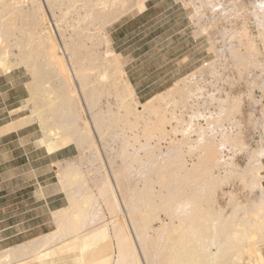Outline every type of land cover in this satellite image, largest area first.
<instances>
[{
  "label": "bare ground",
  "instance_id": "6f19581e",
  "mask_svg": "<svg viewBox=\"0 0 264 264\" xmlns=\"http://www.w3.org/2000/svg\"><path fill=\"white\" fill-rule=\"evenodd\" d=\"M257 1L255 2V0H254V3L258 4ZM144 2H145V0H0V26L2 27L7 20H9V21H7L6 24L8 22H11V24H12L15 19L17 20V22H19V20H21V23L24 24V25L17 26L16 25L17 22L15 21L16 26L13 25L14 26L13 29L15 27H17V28L14 29L16 31L13 30V33L9 28V27H12V25L10 24L11 25L10 26L9 23H8V25H4L3 28H0L1 29L0 33H1L2 29H3L2 34L5 33L3 37L6 38L7 32L5 30H8V29H9L8 30L9 36H10V34L13 35V36H10L13 38V40L11 42L10 38L5 39L0 34V74H7L10 72L11 69H13L14 67H17L19 65L24 66V68L26 69L28 74H30V79L28 81H26V83H25L27 90H28V95L24 98V102L21 105H18L9 111L11 114V120L0 125V135L6 134L9 132H13L22 126H24V125H26L32 121H35V122H37L39 129L41 131V135L37 141L39 144L45 146L47 153L51 154V153H53L59 149L67 147L71 144H74L76 146V148L79 149L78 151L80 152V154L78 152V154H79L78 156H80L78 161H71L67 157L54 160V163L58 164V167H59L58 168V179H59L60 188L65 191L64 193L67 195L66 197H68V200H69L68 204L66 206L61 207L60 209H58L54 212L55 213L54 218H55V224H56L55 228L49 232H46V233L40 234L34 238H31V239H29L23 243H20V244H17L15 246H11V247L5 248L3 250H0V264H90V263H95L97 261V256H96V254L91 252L92 248L89 251H85V250L82 251L83 249L81 248V246L90 245L89 242H86L84 240V236H87V234L85 235L84 231L86 228L90 229V230H91V228H93L92 231L95 230L94 232L96 233L97 229L98 230H99V228L101 229V226L104 227L105 225H103V224L104 223L106 224L107 222L110 223V225H111L112 235L115 237L116 245L119 249V255L116 253V255H118V258L116 256V258L118 260V262L116 261L117 263L122 262L125 264H161L162 261H164L166 258H168L167 256L171 254L172 250H174L175 255H176L175 261L177 264H205V263H202L204 261V257H205V260L208 262V264L210 262L217 264L221 261L223 263L222 259L224 258L223 257L224 255H226V258L224 260L227 264H264V184L262 183V179L264 178V175L261 173L262 168H263L262 157L264 156V137L263 136L260 137L258 145L256 147H254L253 149H250V151L248 152L247 161H246L244 167L240 171H237L238 166L236 165V163L234 161L230 160L231 162L230 163L228 162L230 165V167L228 165L229 175L237 174L241 179V183L243 181L247 185L252 184L253 185L252 187L257 188L259 191V194L256 196V198H255V196L253 197V199L255 198L254 200H250L247 198V201L245 200V202L243 201L244 203H241V202H238V200L237 201L234 200L232 193H230L229 191H226L225 193H227L228 195L232 194L229 196V202L227 203V206L222 207L219 204V202L216 201L215 199L213 202L209 201L210 204L213 203L212 204L213 206H211L212 209L210 211L212 213H214V215H218V217H219V215H222V217L224 216L225 217L224 219H226V220H227V217H229L228 218V220H229L228 224H225L223 226L225 221H222L223 222L222 227H221V222H220V225L215 224V226H214V223H212V226H214L213 228H216V231L215 230L214 231L217 233V235H219V233L221 234V235H219L218 238H220L221 241L224 242V247L218 246L217 241L213 238V234H212V238H213L212 244L213 243L215 244L214 241H216V244L215 245L213 244V246L217 245L218 247H220V248L216 249L217 251H219L218 249H220V250L222 249V251L225 252V254H222L223 252L219 251V252H222L220 255V256H222L221 258L219 256V254H220L219 252L217 255V251L210 250V248H212V245L209 243V240H208V242H206L207 239H211L209 237L210 235L208 236L209 238H207L206 240L204 239L205 231H207L205 223H204V219L207 216L206 215L203 216V214H204L203 210L204 209H203L202 202L200 201L202 199V197H200L201 199L199 200V198L197 197V195L199 196V194L198 193H197V195L195 194V192L198 189H196V188L193 189V186H195V185L191 186L193 190H196L193 192L194 195H193V193H191V195H193V197L196 195L194 198L195 201H193V202L195 203L197 201L196 197L198 198V200L200 202V203H197L196 205L191 202L193 205L189 206V204H191L190 201L185 200L186 199L185 197L187 195L185 197H183L185 199L178 200L176 198V196H178V198H179V195L174 194L175 193V191H174L175 186L180 184L179 183L180 181H184V180L188 181L191 178V177L189 178V176H188V175H190L188 172V170L190 171V169H191L190 166H189V169L185 170V172H184V174L188 173V175L186 174L188 177L181 175L182 178L183 177L186 178V179L183 178V180H182L179 178V177H181L179 175V173L181 174V172H178L179 177H176L178 175H176L177 172L175 171V168H172L170 165L167 164L169 159L172 160V158L174 159L176 156H174V157L171 156L172 157L171 158V157H169L170 155H167L169 157V159H167L168 157H165V158L163 157L164 158V159L162 158L163 162L160 161L162 163H160L158 161L156 163L155 158H153L155 163L153 164V168H151L150 172L156 173L155 176H156V179L159 180L160 186H159V188H158V186H151V189L153 188L152 189L153 192H150V193H153V196L158 197V200L160 198L159 202L157 200L153 201V202H155V204L158 202L159 207H157V205H156V207L154 206L153 210H151L150 208H148V209L143 208V206H141V207L133 206L132 202L134 200V197H136V202L138 200L137 198H139L141 200V198L139 196L141 195L142 190H141L139 184L136 183V181H135V183H133L134 180L130 183L132 185L129 186L126 182L127 178L125 177L128 174H126L124 172V170H123V172H124L123 173L121 171L122 170L121 167H120V169H121L120 170L118 168V166H120V165H124V167L129 166V168L133 167V169L135 170L136 169V168H134L135 163L132 162V163H134V165L132 166L130 163L131 161L129 160L130 157L128 159L130 161L129 162V161H127V159L125 158L124 155L121 156V153L119 154L120 156H118V158L122 157V161H123V156H124V158H125L124 160H126L129 163H127L126 161H124L125 162L124 164L120 163L119 160L116 161L117 157H114V154L116 152L113 154V150L115 149V146H116V145H114V143H115L114 138H116L114 136L115 135L114 131H115V129H120V131L121 130L123 131L124 127H123V125L121 126L120 124L125 123V120H126V122H128V125L130 124V126H129L130 128H131V125L135 128H138V129H136V131L141 132V130H143V128H144L143 133L144 132L146 133L147 130H145V129H152L154 131L156 130L157 132L160 130L159 132H161V134H162L161 135L162 139L159 138L160 136L156 137L157 134L154 135L156 137V139L157 140L161 139V141L165 140L166 149L167 148L173 149V147L178 148L180 144H182V146H185V145H183V143H180V142H182L181 141L182 137L180 138L177 135L170 136L171 134L169 132H171V130L168 129L167 126L169 124L173 125L172 124L173 120H176L178 117H180L183 121V120L187 119L185 114L188 113L190 115L191 114L194 115V113H196V111H199L198 114L200 116L198 114H197L198 116L195 114L197 116V118L195 116L192 119V121H190V119H191L190 117L188 118V120L190 122H192V124L190 122L188 124L185 121V123H187V125H193L192 127L191 126H189V127L193 128L192 133H194V134L191 135L192 133L190 134V131H191L190 130L188 134H190L191 136L188 135L189 136L188 137L187 136L188 131H186V137H185V139H187V137H188V139H189L188 142H191L190 144H192L193 146L194 145L196 146L198 144H196L195 141L198 142V140L205 138L206 136L209 135V133L211 131L213 134L216 133L217 131H215V130H214L215 132H213V129H215L214 127L216 125L217 127L219 126V128H220V129H218L221 132L220 133L218 131L221 134L219 136L222 137V135H223V136L227 137V140L229 139V141L231 140V138H234V137H236V140H238V138H239V142L237 141V143H239L243 149L247 148V146H246L247 144H245L243 138L239 137V131L237 130V126L239 124V118H237L238 116L236 117V113L241 112V103H242L241 94H234L230 91H225V89H223L221 86H220V89H218L219 88V86H218V88L216 89L217 91L212 90L213 92L212 91L209 92V90L206 89L205 84L208 85L207 82L209 83V82H211V80L209 79L207 81L206 79H208V78H206V79H204L205 84H204V82L202 84L201 81H200V83H201L200 85L197 84L200 88L196 85L199 88L198 89L196 87L198 89L196 92H198L197 94L199 97H201L203 103L200 102L201 99H200V101L197 100L198 98L196 99L197 94H196V92H194L195 90L193 91L192 89L191 90L193 91V93H192V91H190L191 94L193 95V96H191L192 97L191 98L190 97L191 94L189 93L186 95V93H188L190 90L189 89L190 86H188V85H192L191 84L192 82L196 84V82L199 81L198 80L199 78H198L196 80V82H194L195 81L194 76L196 75L195 72H192L191 74L177 80L167 89L150 96L149 98L145 99L144 101L139 100L136 92L134 91V88H133L131 82L129 81V79L127 78V76L123 70V64L121 61L120 54L116 53L111 46V42H110V39L108 37L107 31H105V27L110 25L111 23H113L115 20H117L119 17H121L123 14H125L129 10H132L134 8L136 9V11L142 10L145 6ZM184 2L187 3L188 5H190V7H191V13L189 12L191 14L190 18L193 21H195V24H199L196 22H199L202 19L201 17L204 16L203 14H204V11L206 10V9L204 10V8L208 7V9L210 8L213 10L214 7L220 6L219 1L215 2V0H184ZM239 3L241 4L243 2L241 0H239ZM243 4H241V5L243 6ZM235 5L236 4H233V7L231 9H225L224 8V10H222V11H226V12L225 13L222 12V13H224L223 17H219V18H222L224 20L227 19V17L230 16L229 13L231 11L232 17H239L242 20V24L236 30L230 31L229 33H223L222 40L224 41V35L228 36L229 38H237V41L239 39V41H238L239 43H237L238 45L232 46V44H230L229 42H228L229 43L228 46L226 44L227 50H229L230 53H232V58L234 59V60H232V62L234 61V63H235V64L233 63V65L235 68L238 67L240 74H244V72L246 70L249 71V74L251 75V79L247 80V82L249 84L252 83V85L254 87L256 86L255 88L258 87L261 91L263 90L262 91L263 92L262 97H264V40H263L264 39V25L262 23L264 21V19L262 20L263 17L261 15L262 14L261 13L259 15H261L262 18L257 17L253 21V24L257 30V34L255 36H253L249 30L250 27L248 25L249 22L251 23V18L249 17V14L246 12L248 10V8H247V10H246V8L244 9V10H246L245 12H238L239 8H237V11H236L235 7H237V6H235ZM241 5H240V7H241ZM218 7H216V8H218ZM256 9H257V7H256ZM260 9L261 8H259V10ZM234 10H235V13L233 14L232 11H234ZM259 10H257V11L260 13L261 10L260 11ZM206 11H205V13H206ZM219 11H221V10H219ZM250 11H252V10H250ZM248 12H249V10H248ZM258 12H257V14H258ZM219 13H221V12H219ZM205 15L207 16V14H205ZM210 17H212V16H210ZM254 17H255V15H254ZM219 18H214V19L210 18L211 20L207 24L203 22L204 25L202 23H200V25L201 24L202 25L199 26V28H197V29H199L197 31H199V33H202V34H204V33L208 34L210 37V34H211L210 29L213 28L214 26L215 27L217 26ZM11 19H14V20L11 21ZM202 21H204V20H202ZM18 25H19V23H18ZM5 26H8V27H5ZM199 33H198V35H199ZM261 38H262V42H261L262 46L261 45L258 46V44H259L258 41ZM210 39H212V36L210 37ZM211 41H209L210 46L207 49L212 48ZM101 43H103L102 45H104V44L106 45L105 51H102V49L99 47ZM212 43H213V41H212ZM212 45H215V42ZM13 47L16 48V51L12 52V56H9V54L11 55L10 52L13 51L12 50ZM239 47L247 49L249 55L247 56V52L246 53L241 52L239 50ZM212 50L214 52L217 51V50H215V48H212ZM223 50L222 51L218 50V51H220L222 53ZM218 51H217V53H218ZM242 53H245L247 57ZM218 54H220V53H218ZM13 55H14V57H13ZM220 55H219V58H220ZM223 56L225 57V55H223ZM216 58H218V57L216 56ZM216 58H214V59L216 60ZM221 58H222V56H221ZM214 59L206 61L205 62L206 65L203 64V65H205V67L207 66V68H208V65L210 66L209 68H211V66H213L211 74H213L215 72L214 68H216V67H214V66H216L215 64H217L216 62L218 61L217 60L215 62ZM230 59H231V57H230ZM224 60H225V58H224ZM224 60H223V62L222 61L218 62V63H222L223 67L225 66ZM218 65L219 64H217V66ZM97 67H98V69H96ZM202 67L205 68L204 66H201V68ZM219 67H218V69H219ZM221 67H220V70H221ZM199 68H197V69L199 70ZM95 69L97 71H95ZM238 70H237V72H238ZM243 70H244V72H243ZM202 71H201V73H202ZM95 72H97V73H95ZM216 72H217V70H216ZM201 73L198 72V74H201ZM193 74H195V75H193ZM208 74H210V73H208ZM219 74H220V72H219ZM246 74H248V72L245 73V75ZM202 75H203V73H202ZM217 75L218 74L216 73V76ZM221 75H222V73H221ZM8 76H9V74H8ZM91 76L97 77V78L93 79V77H91ZM210 76H212V75H210ZM216 76H215V74H213V77L216 78ZM248 78H250V76ZM200 79L202 80L203 77L202 78L200 77ZM250 80L252 81L251 83H250ZM192 86H191V88H192ZM194 87H195V85H194ZM183 91L184 92L186 91L185 96H187V98L189 95L188 99L182 98V96L184 94L181 95L180 93H184ZM194 93L196 94L195 98H194V96H195ZM247 94H248V97H250L254 100L253 103H255V101H257V100L259 101V99H256L253 96L252 91H249ZM178 96L179 97L181 96V98L184 100L179 101V99H181V98L175 99V100H178V103H180V106L178 105V103H177L178 106L175 105L174 102L172 103L176 108V113H175L174 106H172V104H171V106L174 108L173 109L171 106H169L167 104V102L169 103L170 99L173 98V100H174V98H176ZM203 96L207 97V98L210 97L211 99H213L216 102V104H213L212 106L208 105L211 103V100L209 101L210 103L205 104L207 102V100L203 101L204 100ZM190 98L192 100H190ZM262 99H264V98H262ZM167 100H169V101H167ZM260 100H261V96H260ZM113 101H116L115 102L116 104ZM214 101L212 103H214ZM164 102H165V104H163ZM54 103L55 104L59 103L60 106L65 110V118H67L66 128L63 127L64 129H62V130L59 128H61V126H64L65 124L64 125L60 124L58 129L56 126L58 124L57 121H56V123H57L56 125H52L54 122L52 120H50V118L52 117L53 112L51 113L52 115L50 117V115H48V116L44 115L42 113V111L39 112L36 108V106H38V108H44L46 110H47V108H49L48 111H50V109H51L50 107H52L54 105ZM162 104H163V112L162 113L167 114L168 112L166 113L164 111H168L167 109H170L168 107H171V109H173L172 111L174 113L172 112V114H175V115L174 116L172 115V117H174V119L170 118V119H173V120H171L172 123L170 121L168 122L169 119L166 120L165 118H163V117H165L164 114L162 117L161 116L162 113H158L160 111V110L158 111V109H160V107L162 108ZM164 105H166V106L164 107ZM200 105H202V106H200ZM112 106H114V107L117 106L116 107L117 108V115H119L120 117H123L122 119L125 118V120H123V122H119L122 120H119V121L117 120L118 121L117 124L120 123L119 126L123 127V129H121V127L117 128L119 126L113 127V125H116V124L112 125L113 129L114 128L115 129L114 130L111 129L112 128L111 127L112 122L109 119H111L110 116H112V119L115 118V116L113 117V115L115 114L114 112H116L115 111L116 108L112 109ZM262 107L264 110V105H262ZM177 108L179 109V112H178ZM24 109L31 110V113H33L32 117H30L28 112H23ZM194 109H196V111H194ZM156 111H157V113H156ZM60 113L62 114V112H60ZM170 113H171V110H170ZM153 114L154 115L155 114L156 115L161 114L160 116H161L162 120L164 119L165 122L160 121L158 123L157 121L160 120V118L158 119V117H157V119H154L156 117H154ZM108 115L110 117L109 119H108ZM175 116H177V118ZM167 117H168V114H167ZM65 118H63V119L65 120ZM180 118L177 119V120H179V122H180ZM60 121H62V120H60ZM112 121L116 122L114 119ZM61 123H63V122H61ZM141 123H143L144 126ZM138 124H141L142 126L138 127ZM176 124L178 126L179 123L177 122ZM180 125H182V124H180ZM234 126H235L236 131L234 130ZM141 127H143V128H141ZM184 127H185V125H184ZM184 127H183V129H184ZM217 127H216V129H217ZM173 128L174 129L172 131L174 133L175 130H177V127L173 126ZM127 129L128 128H125L123 132L121 131V133H123V134H124V132L127 133L128 132ZM125 130H127V131H125ZM130 130H132V131H130ZM134 130H135L134 128L129 129L130 133L133 132ZM180 130H182V129H180ZM136 131H135V133H137ZM154 131H152V132H154ZM182 132H181V134H182ZM176 133H179L178 130L174 134H176ZM137 134H134L133 137L137 138V136L135 137V135H137ZM183 134H185V133L183 132ZM124 135H126V134H124ZM130 135H128V133H127V135H126V136H128L127 139H125L126 136L123 138L126 141H129L130 139H128V138L131 137ZM145 135H147V134H145ZM215 135H218V134H215ZM140 136H142V133L140 134ZM142 137H141V139H142ZM147 137H149V136H147ZM209 137L212 138L211 136H209ZM225 137H222V139L224 138L225 142H229V141H226ZM120 138H122V137H120ZM144 138H145L144 140H146V137H144ZM150 138H152V135H150ZM116 139H118V138H116ZM150 140L151 139H149L148 143L149 142L151 143ZM214 140H216V139H214ZM121 141H122V143L124 142V144L121 143L122 145L128 146V144H127L128 142L125 144V141H123L122 139L120 140V142ZM158 141L157 142L154 141L155 142L154 144L151 143L154 146L150 145V144L149 145L152 146V149L156 147V150L159 149L160 152H163L162 147L164 145L161 146L162 143L160 144ZM185 141H187V140H185ZM133 142H136V141H133ZM133 142L129 143V145L132 146ZM217 142H218V140H217ZM140 144H142V143L139 142V145ZM144 145H145V147H144ZM216 145H218V143ZM125 146L123 148H125ZM140 146H142V145H140ZM187 146L189 147L188 144H187ZM209 146H211V145H209ZM117 147L121 148L122 146L120 145ZM117 147H116V149L119 150V148H117ZM133 147H134L133 152H135L136 146L133 145ZM196 147L199 148L198 146H196ZM216 147H215V149H216ZM142 148H146V150L144 151L145 153H148V151H149L152 154V151H154V149L148 150V148H150V147L148 146L147 142H146V144L145 143L143 144ZM206 148H207V146H206ZM116 149L114 151H116ZM128 149H129L128 147H127V149L125 148V150H128ZM185 149H186L185 150V152H186L187 147ZM222 149H224V146ZM131 150H132V148H131ZM131 150H129V151L132 152ZM137 150H138V147H137ZM177 150H178V152L179 151L182 152L180 147ZM182 150H183V147H182ZM197 150L193 151V152L195 153V152H197ZM199 150L201 151V149H199ZM205 150H207V149H205ZM129 151L128 152L124 151V153H122V154H126V152L129 154L130 153ZM159 151L157 152L158 154H159ZM121 152H123V151H121ZM178 152H174V153L176 155L182 156L183 153L179 154ZM191 152H192V150H191ZM191 152L189 153V151H187L188 155L189 154L191 155ZM217 152H218V150H217ZM157 153H154V155ZM194 153H193V155H194ZM135 154L137 157L138 156L137 151L135 152ZM135 154H131V155H133L132 157L135 158ZM148 154H146V155H148ZM199 154H200V152H199ZM199 154H198V157H199ZM202 154H204V153H202ZM143 155L145 157L144 153H143ZM154 155H151V156L154 157ZM224 155H226V154H224ZM126 156H127V154H126ZM156 156H157L156 157V159H157L159 156L158 155H156ZM180 156H178L177 160H175V162L178 165H179V163L181 164V162H179L178 159L181 160L183 158V157L179 158ZM132 157H131V160H132ZM144 157H143V159H145ZM147 157L148 156H146V158ZM149 157L146 159V160H150L149 162L147 161L148 164L152 161L151 160L152 158L150 157L151 158L150 159ZM190 157H189V161H190ZM229 157H231V156H229ZM137 158H140V156H138ZM159 158H161V157H159ZM204 158H205V156H204ZM86 159H88V161L90 160V162H91L90 167L88 164V167L91 168L90 172L92 171L94 173H92V172L91 173L95 174V172L97 171L96 174L94 175L95 179L92 176L94 179V180L93 179L92 180L95 181V185L97 187V189H96L97 192L95 191L96 193H94V194L98 193L102 197L103 200L100 197H98V198L103 202V204L104 203L106 204V206L108 207L106 210H108V211H107V215H105L103 213V215L99 218L96 215L97 219L94 217L95 220H85L87 222H89V221L92 222V224H90V226H89V223H88V227H87L86 226L87 224L85 223L86 225L84 224V226H86V228H83V227L80 228L82 230H80L78 228L79 231L76 230V232H75V226L76 225L74 223L80 215L84 214V211L86 213L87 208L83 203L86 202L85 198H87L89 196V194L87 193L88 194L87 197L85 195V197H84L85 200H83V203H81L82 201L78 202L75 199L76 194L73 192V188L71 186L72 183L70 181H73V179H74L73 182L75 183V181L78 180L76 182V183H78L79 179H80L78 176H80V177L84 176L79 171V169H80V165H82V166H83V164L86 165L85 162H88V161H85ZM198 159L201 160L200 158H198ZM209 159H210V157H209ZM134 160H136L135 162H137V160H139V159H133V161ZM197 160L195 162H197ZM140 161H142V159H140L139 162ZM143 162L146 163L145 161H143ZM172 162H173V160H172ZM183 162H184V164H182V165H184V167H185V164H187V162L185 163V160ZM188 163L190 164V162H188ZM194 163L192 162L191 164H194ZM202 163H204L203 160H202ZM140 164L141 163H138L137 166L139 167ZM146 164H145V166H146ZM196 164L197 163H195L194 165H196ZM194 165H192V166H194ZM88 167L87 166L85 167L86 172H89V171H87V170H89ZM131 168H130V170L132 171L133 169H131ZM141 168H142V170L141 169L139 170V168L136 170H139V172L141 171L140 173L144 174L143 172L146 171V169H144L143 166ZM197 168H194V169H197ZM124 169L126 170V167ZM127 170H128V168H127ZM176 170H178V169H176ZM179 170H181V169H179ZM198 170H200V169H198ZM201 170H203V169H201ZM215 170H217V169H215ZM148 171H149V169L147 170V172ZM79 172L81 175L79 174ZM127 172L129 173L130 171H127ZM136 172L137 171H134V173H136ZM194 172H195V170H194ZM194 172H192L193 175H194ZM209 172L210 173H207V174H209L208 177H211V176H212V178L216 177V175H215V173L217 174L216 171H214V172L209 171ZM122 173L126 174V175L124 176ZM195 173L197 174V172H195ZM211 173H213V175L210 176ZM89 174H88V176H89ZM200 174H201V172H200ZM85 175H86V173H85ZM130 175H132V174H130ZM76 177H78L79 179L77 178V180H76ZM193 177L194 176H192V178ZM176 178H179L180 181L178 180L179 181L178 182L176 180ZM128 179L132 180V178H129V177H128ZM150 179H152V178H150ZM199 179H201V185H202V183H203L202 177H199ZM199 179L196 182L198 185H199V183H198ZM206 179L207 178L205 177V180ZM82 180H83V183L84 182L86 183V181H85L86 177H85V180L83 178H82ZM82 180L80 179L81 182H82ZM92 180H91V182H92ZM152 180H154V179H152ZM194 180H196V179L194 178L193 181ZM205 180H203L204 183H206V181H207V180L206 181ZM208 180H212V179H208ZM213 180L215 181V178ZM176 181L178 182V184H176ZM214 181H213V183H211L212 181L211 182L209 181L210 183L207 181L209 183V184L208 183L207 184L209 186H211V184H214V183H215V185H217V183ZM76 183L73 184V186H75V188L77 187ZM83 183H78L79 184L78 186L81 188L80 189L78 187L80 189V191L83 190L84 187H87V186L93 184L94 182L89 184V185L86 183L87 186L84 185L85 183L84 184ZM183 183L185 184V182H183ZM244 183H243V185H244ZM151 184H149V185H151ZM184 184H183V186H184ZM191 184H192V182H191ZM246 184H245V186H247ZM80 185H82V186H80ZM95 185L93 184L91 186H95ZM201 185L199 187H202V189H203V186H201ZM203 185H205V184H203ZM183 186H181V188ZM82 187H83V189H82ZM89 187H87V188H89ZM248 187H250V186H248ZM184 188H186V186ZM189 188H187L186 190H188ZM207 188L210 189L208 186H207ZM254 188L252 190H254ZM178 189H179V186H178V188H176V190H177L176 192L177 193L179 192V194H180L181 189L179 191H178ZM190 189H189V191H190ZM211 189L214 190V188H211ZM85 190L88 191V189H85ZM85 190H83V191H85ZM193 190H191V191H193ZM80 191H79V193H80ZM210 191H212V190H210ZM255 191H257V190H255ZM186 192H184V193H186ZM73 193L75 194V197H74ZM90 193L92 194V192H90ZM148 193H149V191H148ZM184 193H182V194L185 195ZM199 193H201V191ZM84 194H86V193L84 192ZM94 194H93V196H95ZM98 194H97V196H99ZM81 195L82 194H80V196ZM203 195H204V191H203ZM78 197L79 196H77V198ZM193 197H190V199L191 198L193 199ZM131 198H133V199H131ZM96 199H97V197H96ZM144 199H142L143 202L140 201L142 204L145 203ZM153 199H154V197L150 200H153ZM187 199H188V196H187ZM202 200H204V198ZM205 200H207V198ZM146 201H147V198H146ZM140 202L139 203L137 202V203L141 204ZM205 202H203V203L204 204L209 203V202H206V203ZM93 203L95 204V201ZM152 203L150 201L147 204H145L144 206H146V205L150 206L151 205V207H153L152 205H154V203L153 204ZM210 204H209V206H210ZM92 206H93V204H92ZM92 206H91V208H93V209L96 208V212L97 211L100 212L105 207V205H104V207L101 209L100 208L101 206H99L98 208H100V210H98L97 203H96V207L94 206L95 208ZM209 206H207V207H209ZM91 208L88 207V210ZM204 208H206V207H204ZM93 209L91 211H94ZM210 211L208 209L209 213L207 214V211H206L205 214H207L209 216V214H212ZM96 212H91V213L95 214ZM180 213H182V214H180ZM223 213L226 215H224ZM98 215H100V213H98ZM177 215H179V217L181 215H183V217L181 216L179 219H176L175 217ZM86 216H87V219H89L88 218L89 214ZM91 216L93 217L92 214L89 217L91 218ZM214 218H216V216ZM207 219H208V217H207ZM209 219H210V217H209ZM209 219H208V222L210 220L213 221V219H210V220ZM175 220H177L178 222H176ZM83 223L84 222H82V224ZM108 223H107V226H108ZM217 224H219V223H217ZM107 226H105V227H107ZM210 228L213 229L212 227H210ZM83 229H84V231H83ZM99 231L101 232L102 230H99ZM212 231H210V232L212 233ZM107 232L110 233V231L109 230L106 231V234H108L106 236H109V233H107ZM215 232H213V233H215ZM207 233H208V231H207ZM216 233H215V235H216ZM101 234H102V232H101ZM103 234H104V232H103ZM98 235H99V233H98ZM98 235L96 234V236H98ZM112 235H110V236H112ZM88 236H89V234H88ZM101 237L102 238H100V239H103V235H101ZM98 238H99V236H98ZM218 238H216V239H218ZM104 240H105V238H104ZM104 240H103V242H104ZM91 241H92V239H91ZM105 242H107V241L105 240ZM105 242H104V245H105ZM205 242L207 243V245H204V247H203V244ZM99 244L100 243L96 241L93 243L92 246L95 245V247H93V248H96ZM109 244H110V242H109ZM112 244H113V242H112ZM209 245H211V246H209ZM219 245H221V243ZM222 245H223V243H222ZM207 246L210 248H207ZM205 247H206L205 250H207V249L210 250L207 255H206L207 252L203 250ZM105 251H106V249H105ZM202 251H204L206 253L203 252V254H202ZM111 252H113V251H110V253ZM235 253L237 254L238 257L236 256ZM69 255L75 257V259L72 260L70 258L72 261H69V259H68ZM98 256H100V255H98ZM113 256H115V254ZM218 258H220L221 260H219ZM98 259H99V257H98ZM218 260H219V262H217ZM112 262H113V260H112ZM114 262H115V260H114ZM99 264H102V263L99 262ZM112 264H114V263H112Z\"/></svg>",
  "mask_w": 264,
  "mask_h": 264
},
{
  "label": "rangeland",
  "instance_id": "374dc122",
  "mask_svg": "<svg viewBox=\"0 0 264 264\" xmlns=\"http://www.w3.org/2000/svg\"><path fill=\"white\" fill-rule=\"evenodd\" d=\"M217 1H219V3H220V6L218 7V6H216V7H218V8H216V7H214V9L212 10V9H208V7H206V8H204V10L206 11V13H205V11H204V16L203 17H201L202 19L199 21V22H196V23H199V24H195V21H189V19L187 18V20L189 21V29H188V33H190V34H192V36H193V33H194V31H195V29H197V27H199V26H201L202 24L204 25V23H208V22H210V18H212V19H214V18H219V17H223V14L226 12V11H222V10H224V8L225 9H231L232 7H233V4H236L235 6H237V7H235V10L237 11V8H239L238 9V12H245L246 10H247V8H248V10H249V12H248V10L246 11L248 14H249V17L251 18V23L249 22L248 23V25H249V30H250V32L252 33V35L253 36H255L256 34H257V30H256V28H255V26H254V24H253V21L258 17H260V18H262V20L264 19V0H255V2L257 1L258 2V4H255L254 3V0H241L243 3H241V4H243V6L239 3V0H215V2H217ZM179 2H182L186 7H185V14H186V16H189L190 14H189V12H190V10H191V7H190V5H186V3L184 2V0H179ZM253 2V3H252ZM260 2V3H259ZM239 3V4H238ZM262 3V4H261ZM225 7H224V6ZM240 5H241V7H240ZM260 5V6H259ZM246 6V7H245ZM251 6V7H250ZM257 7V9H256V7ZM244 7V8H243ZM255 7V8H254ZM261 8L260 10H259V8ZM223 8V9H222ZM246 8V10H244ZM256 11H255V10ZM211 10V11H210ZM215 10V11H214ZM219 10H221V11H219ZM235 10L234 11H232L233 12V14L235 13ZM250 10H252V11H250ZM257 10H259L260 11V13L257 11ZM136 11V9L134 8V9H132V10H129L128 12H126L125 13V15L124 16H126L127 14H130L131 12H135ZM213 11V12H212ZM254 11V12H253ZM263 11V12H262ZM219 12H221V13H219ZM222 12H224V13H222ZM237 12V13H238ZM257 12H258V14H257ZM230 13H231V11H230ZM229 13V15L230 16H228L227 17V19H222V18H219L218 19V23H217V26L215 27H213V28H211L210 29V37L212 36V39H210V37H209V35L208 34H203V35H201L202 33H199V35H197V36H199L198 38H195L194 36L192 37V41L189 43L190 44V46H189V50H192V52L194 51V53H195V57L196 58H198V60L196 61V63H195V65H194V67H200L199 68V70L198 69H196V70H194L193 72H195V74H193V75H195L194 76V82H196V80L198 79L199 81H197L196 82V84L195 83H191L192 85L194 84L195 85V87H194V85L192 86V85H188V86H190L189 87V92L188 93H186V95L187 94H191V92L190 91H194V92H196L200 87L197 85V84H203V82H204V84H205V81H204V79H206V78H208V79H206L207 81L210 79L211 80V82H207V84L208 85H206L205 84V87H206V89L207 90H209V92H211L212 90H214V91H217L216 89L218 88V86H219V88L218 89H220V86L223 88V89H225V91H230V92H232V93H234V94H241V96H242V103H241V112L240 113H236V117L237 118H239V124H238V126H237V130L239 131V137H241V138H243L244 139V142H245V144H247L246 146H247V148H245V149H243L242 147H241V145L239 144V143H237V141L239 142V138H238V140H236V137H234V138H231V140L229 141V139L227 140V137H225V136H223L222 135V137H225L226 138V141H229V142H225V139L223 138L222 139V137L221 136H219V135H221L220 133V130H218V129H220L219 128V126L217 127L216 125H215V129H213V132H215V131H219L218 133L216 132V133H212V131L209 133V135L208 136H206L205 138H203V139H201V140H198V142L197 141H195V143L196 144H198V145H196V146H198L199 148H197L195 145V147L192 145V144H190L191 142H188V137L189 136H191V135H193L194 133H192V129L193 128H190L189 126H193V125H187V123L189 124V122L190 121H192V119L199 113V111H196V109H194V111H196V113H194V115L193 114H185V116H186V118L187 119H185V120H183L182 121V119L180 118V117H178L177 118V116H175L177 119H179L180 118V122H179V120H177L176 118V120H173L174 119V117H172V115L174 116L175 114H172V110L175 108V106L172 104L173 102L175 103V105H177V103H178V100H175V99H178V98H181V96L179 97H176V98H174V100H173V98L172 99H170V102L168 103L167 101H169V100H167L166 102H167V104L169 105V106H171V104H172V106H174V108L173 109H171V107H168V108H170V109H167L168 111H164V112H168L167 114H168V117H167V114H165V113H162L163 112V104H165V102L162 104V108L160 107V109H158V113H162V115L161 114H158V115H154V117H156V118H154V119H157V117H158V119L160 118V120H156L158 123L160 122V121H164V119L162 120V118H161V116L163 117V114H164V116L165 117H163V118H165L166 120H168V122L170 121L171 122V120H173V125H168L167 127H168V129H170L171 130V132L173 133V126H176L177 127V130H178V132L179 133H176V134H174L177 130H175V132L172 134L171 132H169L170 134V136H174V135H177L178 137H182V142H180V143H183V145H185L186 147H187V151H189V153L191 152V150H192V152H191V157L188 155V153H187V151L185 152V146H182V144H180L179 145V147L181 148V151L182 152H178V150L177 149H179V147L178 148H176V147H173V149L172 148H167L166 149V147H165V144H166V142H165V140L163 141H161V132H157L156 130L154 131V130H152V129H145V130H147L146 131V133L145 134H147V135H145L144 133H143V131H144V128L143 127H141V128H143V130H141V132L140 131H136V129H138V128H135V127H133L132 125H131V128H134L135 130L133 131V132H131L130 133V131H132V130H130L129 131V129H131L129 126H130V124L128 125V122H126V120H125V118L124 119H122L123 117H120L119 115H117V106L116 107H114V106H112V109L114 108H116L115 109V111L116 112H114L115 114L113 115V117L115 116V118H113L116 122H114V121H112L113 119H112V116H110L111 117V119H109L110 117H109V115H108V119L112 122V124H111V127H112V125L113 124H116V125H113V127L114 126H119V124H117L118 123V121L119 120H122V121H119V122H123V120H125V123L127 124H125V123H122V124H120L121 126L123 125V127H124V129L125 128H128L127 130H128V135H130L131 137L130 138H128V139H130L129 141H126L125 139H127V137L128 136H126L127 135V133L126 132H124V134H126V135H124L123 133H121V131H120V129H115V137L116 138H118V139H116V138H114V142L116 143H114V145H116L115 146V149H116V147L117 146H122L121 148L120 147H117V148H119V150H117L116 149V151H114L113 150V154H114V157H117V160L116 161H118L119 160V162L120 163H125L124 161H126V160H124L125 158L127 159V161H129L130 163H131V165L133 166L134 165V163H135V165H134V168H136V169H138L139 168V170L141 169L142 170V166L144 167V169H146V171H144L143 173L144 174H142V173H140L139 172V170H134L133 169V167L131 168V169H133L132 171L130 170V168H129V166H125L126 167V170L124 169L125 167H124V165H120V166H118V168L120 169V167H121V171L123 172V170H124V172L126 173V174H128V175H126V174H123L127 179H128V177L129 178H132V180H127L126 179V182H127V184L129 185V186H131L132 184H130L133 180V183H135V181H136V183H138L139 184V186H140V188H141V190L143 191H141V195L139 196L140 198H141V200L139 199V198H137L138 200H137V202L139 203L140 201L141 202H143L142 201V199H144L145 201V203H141V204H138L137 202H136V197H134V200H133V206H139V207H141V206H143V208H150L151 210H153V208H154V206L156 207V205H157V207H159V200H160V198H159V200H158V197H155V196H153V193H150V192H153L152 191V189H151V186H158V188H159V186H160V182H159V180H157L156 179V173H152V172H150V170H151V168H153V164L155 163V161L153 160V158H155V160H156V163H157V161L158 162H160V161H162L163 162V159L165 158V157H168L167 155H170L169 157H171V156H176L174 159L172 158V160H173V162H172V160H170L169 159V157L167 158V159H169V161H168V165H170L172 168H175V171L177 172V174L176 175H178V172H181V174L179 173V175L181 176H185V177H188L189 176V182L186 180H184V181H180L179 180V178L180 179H182L183 180V178L184 179H186L185 177H183L182 178V176L181 177H179V175L178 176H176V177H179V178H176V180L181 184H178V182L176 181V184H178V185H176L175 186V193L174 194H178L179 195V198H178V196H176V198L178 199V200H182V199H185V200H187V201H190V203L192 202V203H194L193 201H195L194 200V198H195V196L197 195V193L199 194V196L197 195V197L199 198V200L201 199L200 197H202V199L204 198V200H200L201 202H202V205H203V216L204 215H206L207 217H208V219H209V217H210V219H213L215 216H216V218H214L213 219V221L212 220H210L209 222H208V219H207V217H205V219H204V223H205V226H206V230L208 231V233H207V231H205V235H204V239L206 240L207 238H211V239H207L206 240V242H208V240H209V243L212 245V248H210V247H208L207 246V248H210V250H213V251H217L216 249L217 248H220V247H218V246H221V247H224V242H222L221 241V239L220 238H218L219 237V235H221L220 233H219V235H217V233L215 232L216 231V228H213L214 226H215V224L216 225H220V222H221V227H222V224H223V222L222 221H225L224 222V224H223V226L225 225V224H228V222H229V220H228V218L229 217H227V220L226 219H224L225 217L223 216L222 217V215H219V217H218V215H214V213H212L210 210L212 209V207L211 206H213L212 204L213 203H211L210 204V202H213L214 201V199L216 200V201H218L219 202V204L222 206V207H225V206H227V203L229 202V196L230 195H232L233 196V198H234V200H238V202H241V203H244L245 202V200L247 201V198L248 199H250V200H254L255 198H256V196L259 194V191H258V189L257 188H254V187H252L253 185L251 184V185H247L246 183H244L243 181H242V183H241V179H240V177L237 175V174H231V175H229V173H228V169H229V167H230V165H229V163L231 162L230 160H232V161H234L235 163H236V165L238 166V168H237V171H240L243 167H244V165H245V163H246V161H247V155H248V152L250 151V149H253L254 147H256L257 145H258V143H259V139H260V137L261 136H263L264 137V110H263V107H262V105H264V99H262V98H264V97H262V95H263V90L261 91L258 87V89L257 88H255L253 85H252V81L250 80V83L251 84H249L248 82H247V80H249V79H251V75L249 74V71H245L244 72V70H243V72H244V74H240V72H239V70H238V67H234V65H233V63H234V61L232 62V60H234L233 58H232V53H230V51L229 50H227V47H226V44H227V46L229 45V43L230 44H232V46H235V45H238L237 43H239L238 41H239V39H238V41H237V38H229L228 36H226V35H224V41L222 40V38H223V33H229L230 31H233V30H236L237 28H239L240 26H241V24H242V20L239 18V17H232V13L230 14ZM262 13V14H261ZM205 14H207V16L205 15ZM259 14H261L262 15V17H261V15H259ZM166 15H170V14H166ZM220 15V16H219ZM254 15H255V17H254ZM259 15V16H258ZM209 16V17H208ZM210 16H212V17H210ZM123 17V16H122ZM214 17V18H213ZM167 18V17H166ZM204 18V19H203ZM209 18V19H208ZM168 19V18H167ZM174 19V18H173ZM14 19H11V21H13ZM202 20H204V21H202ZM7 21H9V20H7ZM6 21V22H7ZM17 22V20L15 19L14 20V24L12 23L11 24V22H8L9 23V25L11 24L12 25V27H9L10 28V30L12 31V33H13V30L15 29V28H17V27H15L14 29H13V27L14 26H20V25H24L23 23H21V20H19V22ZM6 22H5V24L4 25H8V23L6 24ZM204 22V23H203ZM15 23H16V25H15ZM18 23H19V25H18ZM200 23H202L201 25H200ZM263 23V25H264V21L262 22ZM4 25L1 27L0 26V28H3L4 27ZM10 25V26H11ZM14 25V26H13ZM5 27H8V26H5ZM106 28H107V31H108V29H109V27H105V31H106ZM1 30V29H0ZM5 30V29H4ZM9 30V29H8ZM8 30H5L7 33H6V38L5 37H3L4 36V34H2V32H3V29H2V31H1V36L3 37V38H5V39H9L10 38V40H11V42H12V40H13V38L12 37H10V36H13L12 34H10V36H9V31ZM14 31H16V30H14ZM208 35V36H207ZM190 36V35H189ZM209 38V39H208ZM226 38V39H225ZM230 39V40H229ZM213 41V43H212V41ZM229 40V41H228ZM264 40V39H263ZM208 41V42H207ZM209 41H211V46H212V48H215V50H223V52L221 53L220 51H218V53H220V54H218L217 53V51H213L212 50V48L211 49H208V50H206L207 49V46H208V44L210 43ZM214 42H215V45H212V44H214ZM229 42V43H228ZM261 42H262V38L261 39H259V41H258V46H262V44H261ZM224 43V44H223ZM103 43H101L100 44V48L102 49V51H105V47H106V45L104 44V45H102ZM222 44V45H221ZM224 45V46H223ZM102 46V47H101ZM104 46V47H103ZM210 46V45H209ZM209 46H208V48H209ZM215 46V47H214ZM222 48H221V47ZM217 48V49H216ZM220 48V49H219ZM245 48H242V47H239V50L241 51V52H247V56L249 55V53H248V51H247V49H245ZM13 51H11L10 53H11V55L9 54V56H12V52H14V51H16V48L15 47H13V49H12ZM238 50V51H239ZM225 51V52H224ZM239 51V52H240ZM230 54H229V53ZM224 53V54H223ZM245 53H242V54H244L245 56H246V54ZM219 55H220V58H219ZM223 55H225V57L223 56ZM230 55V56H229ZM216 56L220 59H218V58H216ZM221 56H222V58H221ZM246 56V57H247ZM13 57H14V55H13ZM121 57V56H120ZM230 57H231V59H230ZM214 58H216V60L214 59ZM224 58H225V60H224ZM215 60V62L217 63V64H219L218 66H217V64H215L216 66H214V67H216V68H214L215 70V72L213 73V74H215V76H216V73L218 74L217 76H216V78L215 77H213V74H211L212 73V67L213 66H211V68H209L210 66L208 65V68H207V66L205 67V65H206V63L204 62V61H206V60ZM223 60H224V67L222 66V63H218V62H220V61H222L223 62ZM121 61H122V59H121ZM204 62V63H203ZM205 64V65H203V64ZM249 63V62H248ZM122 64H123V61H122ZM202 64V65H201ZM235 64V63H234ZM204 66L205 68H201V66ZM221 67V70H220V67ZM218 67H219V69H218ZM96 69H98V67L96 68ZM95 69V71H97ZM123 70H124V67H123ZM203 70V71H202ZM216 70H217V72H216ZM219 70V71H218ZM237 70H238V72H237ZM201 71H202V73H203V75H202V73H201ZM152 72H153V70H152ZM198 72L199 73H201V74H198ZM219 72H220V74H219ZM248 72V74H246L245 75V73H247ZM95 73H97V72H95ZM208 73H210V74H208ZM221 73H222V75H221ZM8 74H9V76H8ZM95 75V74H94ZM200 75V76H199ZM210 75H212V76H210ZM241 75V76H240ZM243 75V76H242ZM207 76V77H206ZM250 76V78H248ZM91 77H93V76H91ZM200 77L202 78L203 77V81L200 79ZM213 79H212V78ZM97 77H93V79H96ZM155 76H152V77H150V80H155ZM196 78V79H195ZM244 78V79H243ZM30 79V74H28V72L26 71V69L24 68V66H22V65H19V66H17V67H14L13 69H11L10 70V72L9 73H7V74H0V125H2L3 123H6V122H8V121H10L11 120V114H10V110L12 109V108H14V107H16V106H18V105H21L23 102H24V98L28 95V90H27V87H26V81H28ZM215 79V80H214ZM217 80V81H216ZM200 81H201V83H200ZM216 81V82H215ZM13 83V84H12ZM190 84V83H189ZM199 87H197V86ZM213 85V86H212ZM191 86H192V88H191ZM198 89H197V88ZM214 87V88H213ZM221 88V89H222ZM192 89V90H191ZM222 89V90H223ZM193 91H192V93H193ZM224 91V90H223ZM249 91H252V94H253V96L256 98V99H259V101L261 102H259L258 100V102L257 101H255V103H253V99L252 98H250V97H248V92ZM184 92V91H183ZM186 92V91H185ZM185 92L184 93H180L181 95H183L182 96V98H186V99H188L189 98V95H188V98H187V96H185ZM213 92V91H212ZM198 92H196V94H197ZM137 94V96H138V98H139V100L140 101H144L145 99H147V98H149L150 96H152L153 95V93L152 94H142V93H136ZM179 94V95H180ZM195 94V93H194ZM196 94H195V96H194V98L196 97ZM191 96H193L192 94L190 95V97ZM260 96H261V100H260ZM204 97V96H203ZM202 97V98H203ZM179 99V101H183L184 99ZM192 98V97H191ZM190 98V100H192ZM198 98V99H197ZM209 98V99H208ZM204 97V100L203 101H206L207 100V102L205 103V104H207V103H210L209 101L211 100V103L210 104H208V105H210V106H212L213 104H216V102L213 100V99H211L210 97ZM196 99L197 100H199L200 101V99H201V97H199L198 96V94H197V97H196ZM173 100V101H172ZM177 101V102H176ZM214 101V103H212ZM114 103L116 102V101H113ZM200 102H202V99H201V101ZM113 103V104H114ZM203 103V102H202ZM58 104V105H57ZM57 104H55L54 103V105L52 106V107H50L51 109H50V111H48L49 110V108H47V110L46 109H44V108H38V106H36V108H37V110L39 111V112H41L42 111V113L44 114V115H46V116H48V115H50V117H51V115H52V117L50 118V120H52L51 122L53 123L52 125H56L57 123V129L59 128V126H60V124H65L64 126H61V128H59V129H64V128H66V121H67V118H65V110L60 106V104L59 103H57ZM116 104V103H115ZM114 104V105H115ZM166 104V105H167ZM166 105H164V107L166 106ZM178 105L180 106V103H178ZM177 105V106H178ZM56 106V107H55ZM200 106H202V105H200ZM54 107V108H53ZM62 111H61V110ZM54 110V111H53ZM162 110V111H161ZM165 110V109H164ZM170 110H171V113H170ZM175 110V113H176V108L174 109ZM177 110H178V112H179V109L177 108ZM114 111V110H113ZM23 112H28L29 113V115H30V117H32V115H33V113H31V110H29V109H24L23 110ZM53 112V113H52ZM60 112H62V114L60 113ZM49 113V114H48ZM52 113V114H51ZM156 113H157V111H156ZM174 113V112H173ZM64 114V115H63ZM171 114V115H170ZM196 114V115H195ZM161 115V116H160ZM171 117H170V116ZM199 115V114H198ZM197 115V116H198ZM54 116V117H53ZM60 116V117H59ZM64 116V117H63ZM197 116H196V118H197ZM200 116V115H199ZM118 117V118H117ZM120 117V118H119ZM191 118L190 119V121L188 120V118ZM63 118H65V120L63 119ZM170 118H173V119H170ZM201 118V117H200ZM60 120H62V121H60ZM118 120V121H117ZM56 121H57V123H56ZM175 121V122H174ZM179 123L178 124V126H177V122ZM185 121L187 122V123H185ZM61 122H63V123H61ZM165 122V121H164ZM184 124H183V123ZM191 124H192V122H190ZM143 126H144V124L143 123H141ZM141 124H138V127L139 126H142ZM180 124H182V125H180ZM184 125H185V127H184ZM121 126H119V127H117V128H120ZM128 126V127H127ZM171 126V127H170ZM181 126V127H180ZM188 126V127H187ZM64 127V128H63ZM113 127L111 128V129H113ZM123 127H121V129H123ZM183 127H184V129H183ZM216 127H217V129H216ZM113 129V130H114ZM124 129H123V131H124ZM180 129H182V130H180ZM189 129V130H188ZM120 132H119V131ZM127 130H125V131H127ZM150 132H149V131ZM191 130V131H190ZM215 130V131H214ZM234 130L236 131V129H235V126H234ZM118 131V132H117ZM122 131V132H123ZM135 131L138 133H142V136H140V134L138 133H135ZM152 131H154V132H152ZM185 133V134H183V132ZM186 131H188L187 132V139H185V137H186ZM189 131H190V134H188L189 133ZM117 132V133H116ZM157 132V133H156ZM181 132H182V134H181ZM119 133V134H118ZM121 133V134H120ZM130 133V134H129ZM153 133V134H152ZM124 136H123V135ZM134 134H137V135H135V137L137 136V138H134L133 136H134ZM157 134V135H156ZM160 134V135H159ZM215 134H218V135H215ZM40 135H41V131H40V129H39V126H38V124H37V122H35V121H32V122H30V123H28V124H26V125H24V126H22V127H20V128H18L17 130H15V131H13V132H10V133H8V134H6V135H2V136H0V250L2 249V248H4L3 246L4 245H13L15 242L14 241H16V243H18V242H20V241H23L22 239L24 238V237H26V236H22V234L20 235V234H17V236H11V238H5L6 236H8V235H11V234H15V233H18L19 231H21V232H23V230L24 229H26V228H29V227H32V233H31V235H32V237H34V236H36V235H39V234H41V233H45V232H49V231H51V230H53L54 228H55V226H56V224H55V218H54V215H55V209H57V208H59V207H61V206H66L67 204H68V197H66L67 195L64 193L65 191L64 190H62L61 188H60V185H59V179H58V164H56V163H54V160H56V159H61V158H64V157H67L69 160H71V161H78L79 160V157L80 156H78L79 154H80V152L78 151L79 149L78 148H76V146L74 145V144H71V145H69L67 148H65V149H62V150H59V151H57L56 153H53V154H48L47 152H46V149H45V146H43V145H41V144H39L38 143V138L40 137ZM150 135H152V138H150ZM154 135H156V137H158V136H160L159 138H161V139H156V137L154 136ZM126 136V137H125ZM140 136V137H139ZM147 136H149V137H147ZM209 136H211L212 138H210ZM216 136V137H215ZM120 137H122V138H120ZM123 137H125V139L123 138ZM141 137H142V139H141ZM144 137H146V140H144L145 138ZM154 137V138H153ZM148 138V139H147ZM123 140V141H125V144L127 143L128 144V146L126 145H122V144H124V142L122 143V141L120 142V140ZM132 139V140H131ZM149 139H151L150 141H151V143H155L154 141H158L160 144L162 143V145L161 146H163L162 148H163V152H160L159 151V149L158 150H156V147L155 148H153L154 149V151H152V154L148 151V150H151L152 149V146H150V145H153V144H151L150 142L148 143V141H149ZM155 139V140H154ZM209 139V140H208ZM214 139H216V140H214ZM117 140V141H116ZM139 140V141H138ZM154 140V141H153ZM185 140H187V141H185ZM212 140V141H211ZM217 140H218V142H217ZM224 140V141H223ZM133 141H136V142H133ZM144 141V142H143ZM147 142V144H148V146L150 147V148H148V153H145L144 151L146 150V148H142V146H143V144L145 143L146 144V142ZM153 141V142H152ZM186 143H185V142ZM214 141V142H213ZM133 142V145H135L136 147V151H137V155L138 156H140V158H137L136 157V154H135V152H133V145L131 146V145H129V143H132ZM139 142L140 143H142V144H140V145H142V146H140L139 145ZM165 142V143H164ZM206 144H205V143ZM212 142V143H211ZM216 142V143H215ZM224 142V143H223ZM119 143V144H118ZM122 143V144H121ZM185 143V144H184ZM218 143V145H216ZM150 144V145H149ZM187 144L189 145V147L187 146ZM203 146H202V145ZM205 144V145H204ZM209 145H211V146H209ZM214 145V146H213ZM224 146V149H222L223 148V146ZM125 146V148L127 149V147L129 148L128 150H125V148H123ZM131 146V147H130ZM154 146V145H153ZM206 146H207V148H206ZM217 146V147H216ZM137 147H138V150H137ZM144 147H145V145H144ZM182 147H183V150H182ZM193 147V148H192ZM202 147V148H201ZM211 147V148H210ZM215 147H216V149H215ZM131 148H132V150H131ZM141 148V149H140ZM176 148V149H175ZM190 150H189V149ZM152 149V150H153ZM197 150V152H193V151H196ZM199 149H201V151L199 150ZM204 149V150H203ZM205 149H207V150H205ZM211 149V150H210ZM129 150H131L132 152H130ZM166 152H165V151ZM169 152H168V151ZM177 150V151H176ZM216 150V151H215ZM217 150H218V152H217ZM121 151H123V152H121ZM124 151H129L131 154H135V158L134 157H132L133 155H131L130 153L128 154L127 152H126V154H127V156H126V154H122V153H124ZM139 151V152H138ZM146 151V152H147ZM159 151V154L157 153ZM185 153H184V152ZM209 151V152H208ZM78 152H79V154H78ZM118 152V153H117ZM165 152V153H164ZM168 152V153H167ZM174 152H178L179 154L181 153H183L182 154V156H180V155H176ZM199 152H200V154H199ZM121 153V156L122 155H124L125 156V158H124V156H123V161H122V157H119L118 158V156H120L119 154ZM143 153L145 154V157H144V155H143ZM154 153H157V154H155L154 155ZM162 155H161V154ZM167 153V154H166ZM193 153H194V155H193ZM199 154V157H198V154ZM202 153H204V154H202ZM214 153V154H213ZM146 154H148V155H146ZM165 154V155H164ZM203 156H202V155ZM224 154H226V155H224ZM117 155V156H116ZM151 155H154V157H152ZM156 155H158L159 157H161V158H157L156 159ZM164 155V156H163ZM197 155V156H196ZM146 156H150L149 158L152 160L149 164L147 163V161L149 162L150 160H146L147 158H146ZM178 156H180L179 158H182L181 160H179L178 159V161L179 162H181V164L179 163V165L175 162V160H177V158H178ZM202 156V157H201ZM204 156H205V158H204ZM228 158H227V157ZM229 156H231V157H229ZM129 157H130V159H129ZM131 157H132V160H131ZM143 157L145 158V159H143ZM164 157V158H163ZM185 157V158H184ZM189 157H190V161H189ZM209 157H210V159H209ZM226 157V158H225ZM121 158V159H120ZM163 158V159H162ZM193 160H192V159ZM198 158H200L201 160H197ZM204 158V159H203ZM230 158V159H229ZM129 159V160H128ZM133 159H142V161H140L139 162V160H137V162H135L136 160H134L133 161ZM159 159V160H158ZM161 159V160H160ZM188 161H187V160ZM208 159V160H207ZM185 160V163L187 162V164H185V167H184V165H182V164H184V161ZM197 160V162H195ZM202 160H203V162L204 163H202ZM85 161H88V159H86ZM126 161V162H127ZM143 161H145L146 163H144ZM177 161V162H178ZM227 161V162H226ZM89 162V163H88ZM88 162H85V164L86 165H84L83 164V166L82 165H80V169H79V171L82 173V175H84L85 177H86V180H85V177L83 176V177H80V176H78L81 180H82V178L86 181V183L89 185V184H91V183H93L94 185H95V181H93L94 179H95V174H96V172H95V174H92V173H94V172H90V169L91 168H89L90 167V164H91V162H90V160L88 161ZM129 162H127V163H129ZM132 162H134V163H132ZM153 162V163H152ZM162 162H160V163H162ZM172 162V163H171ZM188 162H190V164L188 163ZM197 163L196 165H194V164H191V163ZM200 164H199V163ZM215 162V163H214ZM224 162V163H223ZM229 162V163H228ZM262 162H263V168H262V171H261V173L264 175V156L262 157ZM119 163V164H120ZM138 163H141L140 164V166L138 167L137 166V164ZM152 163V164H151ZM227 163V164H226ZM88 164H89V167H88ZM144 164V165H143ZM145 164H146V166H145ZM199 164V165H198ZM204 164V165H203ZM64 165V164H63ZM127 165V164H126ZM130 165V164H129ZM187 165V166H186ZM192 165H194V166H192ZM203 165V166H202ZM228 165H229V167H228ZM88 167L89 168V170H87V171H89V172H86V170H85V167ZM137 166V167H136ZM189 166L191 167V169H190V171L188 170L189 169ZM196 166V167H195ZM199 166V167H198ZM205 166V167H204ZM83 167V168H82ZM197 168V169H194V168ZM204 167V168H203ZM210 167V168H209ZM228 167V168H227ZM127 168H128V170H127ZM195 170V172H197V174L194 172V170ZM209 168V169H208ZM83 169V170H82ZM149 169V171L147 172V170ZM176 169H178V170H176ZM179 169H181V170H179ZM198 169H200V170H198ZM201 169H203V170H201ZM214 169V170H213ZM215 169H217V170H215ZM227 171H226V170ZM82 170V171H81ZM185 170H188V172H189V174L190 175H188V173H186V174H184V172H185ZM120 171V172H121ZM127 171H130L129 173L127 172ZM134 171H137L136 173H134ZM201 172V174H200V172ZM204 173H203V172ZM209 171H211V172H214V171H216L217 172V174L215 173V175H216V177H213L212 178V176L211 175H213V173H211L210 174V176L211 177H208L209 176V174H207V173H210ZM221 173H220V172ZM80 172H79V174H80ZM84 172V173H83ZM132 172V173H131ZM192 172H194V175H193V173ZM219 172V173H218ZM85 173H86V175H85ZM90 173V174H89ZM192 173V174H191ZM226 175H225V174ZM88 174H89V176H88ZM130 174H132V175H130ZM146 174V175H145ZM184 174V175H183ZM206 174V175H205ZM81 175V174H80ZM197 177H196V176ZM221 175V176H220ZM93 176L94 177V179H93V177L91 178V177ZM128 176V177H127ZM131 176V177H130ZM145 176V177H144ZM149 176V177H148ZM192 176H194L193 178H192ZM202 177V179L203 180H205V177L207 178L206 180L209 182H211V183H213V179L215 178V181L214 182H216L217 183V185H215V183L214 184H211V186H209L208 184L210 183H208L206 180V183H204V181L202 180V185H201V179H199V177ZM204 176V177H203ZM78 177H76V180H77V178ZM138 177V178H137ZM219 177V178H218ZM78 178V179H79ZM90 178V179H89ZM137 178V179H136ZM150 178H152V179H154V180H152V179H150ZM196 179V180H194L193 181V179ZM222 178V179H221ZM80 179H79V182L78 183H83V180H82V182L80 181ZM89 181H88V180ZM93 179V180H92ZM146 179V180H145ZM188 179V178H187ZM198 179H199V185L196 183L197 181H198ZM208 179H212V180H208ZM70 180V179H69ZM91 180H92V182H91ZM139 180V181H138ZM143 180V181H142ZM149 180V181H148ZM152 180V181H151ZM192 180V181H191ZM73 181H74V179H73ZM73 181H70L72 184H71V186H72V188H73V192L76 194V197H75V194H74V197H75V199L78 201V202H80V201H82L81 203H83V200H85L86 199V202L85 203H83L85 206H86V213H85V211H84V214L83 215H80L77 219H76V221H75V232H76V230L77 231H79L78 230V228L80 229V228H86V226L88 227V223H89V226H90V224H92V222H87V221H85V220H95V218L97 219V217H96V215L98 216V218L99 217H101L102 215H103V213L105 214V215H107V211L108 210H106L108 207L106 206V204L104 203L103 204V202L98 198V197H100L101 199H102V197L99 195V196H97V194H94V193H96L97 192V187H96V185L95 186H91V185H93V184H91V185H89V186H87V184L85 183H83L84 185H86L87 187H89V188H87V187H84V189H83V187H82V189L83 190H85V189H88V191H83V190H81L80 191V187L78 186L79 184L78 183H76L77 181H75V183H76V185H77V187L75 188V186H73V184H75ZM130 181V182H129ZM138 181V182H137ZM183 182H185V184L183 183ZM187 182V183H186ZM191 182H192V184H191ZM194 182V183H193ZM152 183V184H151ZM196 183V184H195ZM208 183V184H207ZM243 183H244V185H243ZM262 183L264 184V178L262 179ZM149 184H151V185H149ZM183 184H184V186H183ZM203 184H205V185H203ZM207 184V185H206ZM245 184L247 185V186H245ZM193 185H195V186H193ZM197 185V186H196ZM203 186V189H202V187H199V186ZM214 185V186H213ZM80 186H82V185H80ZM142 186V187H141ZM150 186V187H149ZM178 186H179V189H178V191L181 189V193L179 194V192L177 193L176 191V188H178ZM181 186H183L182 188H181ZM186 186V188H184ZM188 186V187H187ZM191 186H193V189L194 188H196V189H198L197 191L196 190H193L192 189V187ZM207 186L210 188V189H208L207 188ZM216 186V187H215ZM248 186H250V187H248ZM80 189H79V188ZM191 189H190V188ZM252 187V188H251ZM60 188V189H59ZM78 188V189H77ZM187 188H189L190 189V191H189V189L188 190H186ZM207 188V189H206ZM211 188H214V190L213 189H211ZM251 188V189H250ZM254 188V190H252ZM90 189V190H89ZM144 189V190H143ZM200 189V190H199ZM75 190V191H74ZM80 191V193H79V191ZM183 190V191H182ZM187 192H186V191ZM191 190H193V191H191ZM204 191V195H203V191ZM210 190H212V191H210ZM216 190V191H215ZM255 190H257V191H255ZM83 191V192H82ZM96 191V192H95ZM147 191V192H146ZM148 191H149V193H148ZM189 191V192H188ZM194 191H196L195 192V196L193 197V195H194ZM201 191V193H199ZM226 191H229L230 193H232V194H230V195H228L227 193H225ZM84 192L86 193V194H84ZM90 192H92V194L90 193ZM184 192H186V193H184ZM210 192V193H209ZM214 192V193H213ZM216 192V193H215ZM89 194V196H88V194ZM182 193H184L185 195H183ZM189 193V194H188ZM191 193H193V195H191ZM79 194V195H78ZM80 194H82L81 196H80ZM93 194L95 195V196H93ZM84 195V196H83ZM85 195H86V197L87 198H85L84 199V197H85ZM92 195V196H91ZM181 195V196H180ZM188 196V199H187V196ZM191 195V196H190ZM201 195V196H200ZM203 195V196H202ZM77 196H79L78 198H77ZM143 196V197H142ZM145 196V197H144ZM148 196V197H147ZM150 196V197H149ZM186 196V197H185ZM207 198V200H205L206 198ZM255 196V198L253 199V197ZM92 197V198H91ZM96 197H97V199H96ZM154 197V199L153 200H150V199H152V198ZM182 197V198H181ZM183 197H185V198H183ZM190 197H193V199L191 198L190 199ZM196 197V199H197V201L194 203L195 205L197 204V203H200L199 202V200H198V198ZM90 198V199H89ZM146 198H147V201H146ZM252 198V199H251ZM79 199V200H78ZM131 199H133V198H131ZM210 199V200H209ZM103 200V199H102ZM155 200H157L158 202L155 204V202H153V201H155ZM44 201H47L49 204H48V207H46L45 205H44ZM95 201V204L93 203ZM101 201V202H100ZM151 201V203L153 202L154 203V205H152L153 207H151V205L149 206V205H146V206H144L145 204H147L148 202H150ZM209 202V203H206V202ZM244 201V202H243ZM136 202V203H135ZM203 202H205L206 204H204ZM96 203H97V208L99 207V206H101L100 208L102 209L103 207H104V205H105V209L103 208L100 212L99 211H97L96 212ZM152 203V204H153ZM189 204V206L190 205H193V204ZM92 204H93V206H92ZM209 204H210V206H209ZM91 206L92 207H94L95 209H93V208H91ZM207 206H209V207H207ZM88 207L89 208H91V209H89L88 210ZM204 207H206V208H204ZM211 207V208H210ZM100 208H98V210H100ZM209 209V211L212 213V214H209V216L207 215L209 212H208V209ZM94 210V211H91V210ZM52 210H54V211H52ZM58 210V209H57ZM88 210V211H87ZM90 211V212H89ZM207 211V214H205V212ZM91 212H96L95 214H93V213H91ZM106 212V213H105ZM98 213H100V215H98ZM89 214V216L92 214L93 215V217L91 216V218L88 216V218L89 219H87V216L86 215H88ZM180 214H182V213H180ZM179 214V215H180ZM224 214V213H223ZM179 215H177L175 218L176 219H179L181 216L183 217V215H181L180 217H179ZM212 215V216H211ZM224 215H226V214H224ZM185 216V215H184ZM95 217V218H94ZM212 217V218H211ZM219 219H218V218ZM25 218H30V219H28V220H26V221H23V219H25ZM94 218V219H93ZM54 219V220H53ZM218 219V220H217ZM221 219V220H220ZM217 220V221H216ZM176 222H178L177 220H175ZM217 223H219V224H217ZM82 222H84L83 224H82ZM87 225H86V224ZM108 223V222H107ZM107 223L105 224H103V225H105V226H107ZM207 223V224H206ZM212 223H214V226H212ZM84 224L86 225V226H84ZM104 226V227H105ZM102 227L101 226V229L99 228V230H102L101 232H102V234H101V232L97 229V231H96V233L94 232L95 230H93L92 231V229L93 228H91V230L90 229H85V231H84V229H83V231L85 232V235L87 234V236H84V240L86 241V242H89L90 243V245H84V246H81V248L83 249L82 251H89V250H91V248H92V251L91 252H93L94 254H96V256H97V261L95 262V263H90V264H99V262L100 263H102V264H112V263H114V264H125V263H122V262H119V263H117L118 262V260H117V258H118V255H119V249H118V247H117V245H116V240H115V237L112 235V228H111V225H110V223H108V226L107 227ZM210 227H212L213 229H211ZM77 228V229H76ZM110 231V233L109 232H107V233H109V236H106V235H108V234H106V231ZM80 230H82V229H80ZM213 230V231H212ZM215 230V231H214ZM82 231V232H83ZM90 231V232H89ZM99 231V232H98ZM210 231H212V233L210 232ZM92 232V233H91ZM103 232H104V234H103ZM213 232H215L216 233V235H215V233H213ZM91 233V234H90ZM98 233H99V235H98ZM207 233V234H206ZM88 234H89V236H88ZM96 234L99 236V238H98V236H96ZM212 234H213V238L217 241V247L216 246H213V244H212ZM30 235V234H29ZM84 235V234H83ZM101 235H103V239H100V238H102L101 237ZM110 235H112V236H110ZM210 235V236H209ZM215 235V236H214ZM209 236V237H208ZM31 237V238H32ZM114 237V238H113ZM98 238V239H97ZM104 238H105V240L107 241V242H105V240H104ZM109 238V239H108ZM111 238V239H110ZM114 240H113V239ZM216 238H218V239H216ZM91 239H92V241H91ZM99 242L100 244L96 247V248H93V247H95V245L94 246H92L93 245V243L94 242ZM101 240V241H100ZM103 240H104V242H105V245H104V242H103ZM204 240V241H205ZM211 241V242H210ZM216 241H214L215 242V244H216ZM220 241V242H219ZM109 242H110V244H109ZM112 242H113V244H112ZM204 243L203 244V247H204V245H207V243ZM221 243V245H219ZM222 243H223V245H222ZM107 244V245H106ZM214 244V245H215ZM104 245V246H103ZM116 245V246H115ZM211 245H209V246H211ZM100 246V247H99ZM107 246V247H106ZM109 246V247H108ZM6 247V246H5ZM117 247V248H116ZM214 247V248H213ZM216 247V248H215ZM98 249V250H97ZM105 249H106V251H105ZM115 249V250H114ZM117 249V250H116ZM206 249V247L203 249L204 251H206V252H204V251H202V254H203V252L204 253H206V255L209 253V251L210 250H205ZM96 250V251H95ZM101 250V251H100ZM219 251H222V249L220 250V249H218ZM110 251H113V252H111L110 253ZM219 251H217V255H218V252ZM97 252V253H96ZM109 252V253H108ZM223 252V251H222ZM222 252H219L220 254H219V256L221 255V253ZM108 253V254H107ZM116 253L118 254V255H116ZM100 255V256H98V255ZM115 254V256H113ZM222 254H225V252H223ZM236 254V253H235ZM234 254V255H235ZM239 254V253H238ZM109 255V256H108ZM111 256V257H110ZM116 256H117V258H116ZM236 256H237V254H236ZM98 257H99V259H98ZM168 258H166L164 261H162L161 262V264H177L176 263V261H175V258H176V255H175V251L174 250H172V252H171V254L170 255H168L167 256ZM222 256H220V258H221ZM224 258L222 259L223 260V263H222V261L221 262H219V260H221L220 258H218L219 260L217 261V262H219V263H217V264H225L226 262H225V258H226V255H224L223 256ZM238 257V256H237ZM72 260H74L75 259V257H73V256H71V255H69V261H72ZM111 260H110V259ZM104 259V260H103ZM238 259V258H237ZM236 259V260H237ZM102 262H101V261ZM112 260H113V262H112ZM114 260H115V262H114ZM225 262V263H224ZM202 263H205V264H208V262L205 260V257H204V261L202 262ZM209 264H214L213 262L211 263H209ZM227 264V263H226Z\"/></svg>",
  "mask_w": 264,
  "mask_h": 264
},
{
  "label": "crops",
  "instance_id": "0c3cea01",
  "mask_svg": "<svg viewBox=\"0 0 264 264\" xmlns=\"http://www.w3.org/2000/svg\"><path fill=\"white\" fill-rule=\"evenodd\" d=\"M144 5L142 10L119 17L107 26L109 29L107 31L106 28V31L113 50L121 56L124 72L134 91L154 95L198 68L194 67L198 58L194 51L189 50V43L193 36L199 37V29H195L193 36L188 33L189 21H192L191 10L190 15L186 16V6L179 0H145ZM167 13L170 15H166ZM187 18H190L189 21ZM152 76L156 77L155 80H150ZM48 204L44 201L46 207ZM28 219L30 218L23 221ZM31 233L32 227H29L23 232L6 236L5 238H11L22 234L26 237L18 243L14 241L13 245H4L1 250L31 239Z\"/></svg>",
  "mask_w": 264,
  "mask_h": 264
}]
</instances>
